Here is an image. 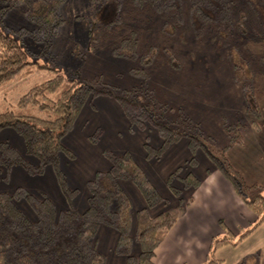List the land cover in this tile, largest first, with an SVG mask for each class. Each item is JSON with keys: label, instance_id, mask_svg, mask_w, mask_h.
Listing matches in <instances>:
<instances>
[{"label": "trees", "instance_id": "trees-1", "mask_svg": "<svg viewBox=\"0 0 264 264\" xmlns=\"http://www.w3.org/2000/svg\"><path fill=\"white\" fill-rule=\"evenodd\" d=\"M66 1L0 0V90L18 77L32 73L36 67H42L38 60H50L53 64L61 62L63 52L56 35L62 26L71 23L62 14ZM91 1L102 5L110 0ZM113 1L117 10L127 4L137 13L152 12L183 25L197 38L215 36L214 34L224 33L229 28V31L239 35L252 33L260 39V43H264V0ZM207 7L213 8L215 14L208 15L203 10ZM19 8L24 18L33 25V29L7 27V14ZM75 20L91 35V40L95 43L109 37L114 24L122 22L116 16L104 26L91 29L88 17L77 16ZM26 41L36 45L35 52L26 47ZM112 52L119 57L138 59L144 67L160 57H167L173 67H179L170 49L157 45L143 48L136 31L122 36L113 45ZM258 62L264 68V54ZM43 66L48 68L47 64ZM52 70L55 71L53 76L34 84L17 99L14 106L0 111V130L13 128L21 136L26 154L35 157L37 163L34 165L27 161L7 142H0V171L4 169L8 174L13 166L19 165L29 174L40 175L50 165L58 179L60 190L70 202L76 190L68 188L59 165V156L60 153H66L73 157V153L64 146L63 138L70 132L81 109L92 97L108 95L118 100L131 127H142L148 119L156 125L161 145L154 149L144 144L148 158H159L170 145L186 136L190 150L202 148L208 154L215 168L231 184L236 196L255 215V224L259 225L264 221V193L259 191L257 185L247 184L226 156L233 144L242 143L238 125H225L228 144L214 148L210 138L203 134L201 126L192 122L190 117L179 114L182 119L176 117L172 122H158L163 120V116L151 110L153 103H139V95L135 89H127L120 94L113 87L97 86L96 82L82 80L78 73L67 76L60 70ZM233 78L245 92L247 112L257 116L259 99L254 92L249 91L253 88L248 82L252 77L247 76L241 68H235ZM142 99L144 100L143 96ZM131 107L139 109V114L135 115ZM106 156L111 167L105 172H97L87 182L88 206L82 213L72 209L57 212L48 197L36 198L22 187L11 194L0 193V264H105V256L94 246L95 235L102 225L117 232L115 251L126 257V264H154L157 246L184 214L185 209L179 203L176 208L166 209L150 217L147 209L159 205L164 199L142 168L128 152L122 155L106 153ZM192 162L195 160L192 159ZM178 172L179 169L168 179V186L176 196L180 195V191L171 186L170 180L173 176L177 177ZM121 181L133 183L146 202V208L136 213L134 238L130 236L131 202L120 185ZM182 182L184 188H197L200 185V181L191 173L183 177ZM22 198L29 203L36 215L35 220H30L16 206L14 200ZM219 224L223 228L222 223ZM224 232L227 236L214 240L210 253L213 248L230 243L228 235L231 233L227 230ZM133 241L140 247L137 257L131 253ZM206 264H221V261L208 256Z\"/></svg>", "mask_w": 264, "mask_h": 264}, {"label": "rangeland", "instance_id": "rangeland-1", "mask_svg": "<svg viewBox=\"0 0 264 264\" xmlns=\"http://www.w3.org/2000/svg\"><path fill=\"white\" fill-rule=\"evenodd\" d=\"M118 10L113 0L102 5L91 0H67L62 14L71 23L62 26L56 35L63 52L61 62L53 64L50 60H38L42 67H36L32 73L22 75L3 87L0 90V111L14 106L17 99L34 84L53 76L55 71L52 69L60 70L67 76L78 73L80 79L96 82L97 86L113 87L120 94L124 90L135 89L139 103H153L151 110L163 116V120L158 122L190 117L192 122L201 126L203 134L210 138L214 148L228 144L225 125H238L242 143L233 144L227 150V159L237 171L239 168L245 174L246 178L239 171L247 184L257 185L259 191L264 193V163L258 160L264 158V68L258 62L264 54V43H260V39L252 33L239 35L229 31V28L215 36L197 38L183 25L152 12L137 13L127 4ZM203 10L208 15L215 14L211 7ZM77 16L88 17L91 29L104 26L116 16L122 22L114 24L109 37L95 43L91 35L77 23ZM5 23L11 28L33 29V25L24 18L21 8L9 12ZM130 31L137 32L143 48L157 45L170 49L179 67H173L167 57L157 58L151 65L144 67L138 59L117 56L112 52L113 45ZM26 42V47L35 52L36 45L31 41ZM43 64H47L48 68ZM235 68H241L247 76L252 77L248 80L253 85L249 91L254 92L259 99L257 116L246 110L245 92L233 78ZM131 108L134 114H139V109ZM84 133L91 146L89 150L83 151L85 145L74 141L77 144L74 157L66 153H60L59 156V165L68 188H77L74 197L77 200H84L88 190L85 183L77 180L75 173L87 168L89 156L94 154L97 159L110 161L106 153L121 155L130 150L147 170L160 195L169 198L160 203L159 207L173 206L180 201L168 186L172 172L179 169V176H173L170 182L181 188L180 197L186 199L192 188L184 189L181 177L190 172L200 177L213 164L202 148L190 150L186 136L170 145L159 158H147L144 144L155 146L161 143L157 127L151 119L146 120L142 127H131L123 115L121 118L112 116L109 119L97 117L87 124ZM3 141L14 147L30 163H37L35 157L26 154L23 140L13 128L0 130V142ZM66 143L73 146L69 137ZM242 145H245L242 151L232 152L231 149H238L237 146ZM231 154L233 160L234 156H245L243 159L237 157L242 159L240 162L235 161L237 168L231 162ZM192 159L196 161L192 162ZM251 180L255 182L251 183ZM127 183L134 185L130 181ZM18 187L26 189L36 198L48 197L54 202L56 210L62 204L69 203L50 165L40 175L29 174L19 165L13 166L8 174L1 169L0 193L11 194ZM14 201L30 220L36 219L27 200L22 198ZM225 236L222 234L216 240ZM228 237L230 243L213 248L210 258L222 260L221 264H264V221L259 225L251 223L249 228L240 229V234H230Z\"/></svg>", "mask_w": 264, "mask_h": 264}, {"label": "crops", "instance_id": "crops-1", "mask_svg": "<svg viewBox=\"0 0 264 264\" xmlns=\"http://www.w3.org/2000/svg\"><path fill=\"white\" fill-rule=\"evenodd\" d=\"M122 115L127 119L116 98L108 95H97L92 97L81 109L70 132L63 138L64 146L69 148L73 155L76 153L75 146L77 145L74 141H79L80 145H85L83 151L89 150L91 146L84 133L87 124L97 117L109 119L112 116H118L121 118ZM127 121L129 122L128 119ZM68 137L72 139L73 146L70 143H66ZM70 145L73 148H71ZM160 145L161 143L151 147L156 149L159 148ZM237 148L238 149H231L232 152L233 150L242 151L245 148V145L240 147L237 146ZM125 152L132 155L136 163L142 168L153 185V180L144 166L136 160L130 150H126ZM125 152H123V154ZM234 157L233 160L231 154L232 159H230L232 164L237 168L235 161L240 162L245 156L238 155ZM237 157H242V159ZM258 160L261 162L263 161L264 163V158H258ZM110 167V161L97 159L94 154L93 156H89L87 168L82 171H77L75 175L77 180L87 184L89 180L94 178L97 172H105L109 170ZM237 169L242 173L244 178H246L245 174L239 168ZM190 173L193 174L192 172ZM193 175L200 181V185L197 188L191 189L188 198L182 199L180 195L178 196L180 200L179 203H181L185 209L184 214L176 221L166 237L157 246L153 257L154 264H206L213 241L220 235H224L225 230L229 231L232 235L237 233L240 234V229L242 230L245 227L249 228L250 224L255 223L256 221L255 215L240 201L231 184L220 174L213 164L206 168L205 172L200 177H197L196 173ZM182 178L183 177H181V179ZM127 182L128 181H121L120 185L131 202L130 236L134 238L136 230V213L137 211L146 208V202L137 187ZM254 182L255 181L251 180V183ZM171 186L173 185L171 184ZM173 187L178 189L180 194L182 193L181 188ZM75 194L71 197L72 201L65 203L64 205L62 204L61 208L56 211L62 212L72 209L78 213L84 212L88 206L89 193L85 195L84 200L74 199ZM161 197L164 200L167 199V201L169 199L168 197ZM179 203L168 207H166L167 205L159 207V204L147 209L148 215L154 217L166 209L176 208ZM220 222L222 223L221 225L223 228L220 227ZM117 239L118 234L114 229L105 225L98 228L94 238V246L96 250L105 256V264H126V257L115 251ZM131 253L135 257L140 253V247L135 241L132 243ZM220 261L222 262V260Z\"/></svg>", "mask_w": 264, "mask_h": 264}]
</instances>
